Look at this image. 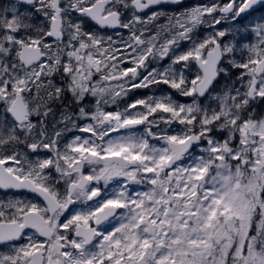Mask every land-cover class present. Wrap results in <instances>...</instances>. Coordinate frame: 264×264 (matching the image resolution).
I'll use <instances>...</instances> for the list:
<instances>
[{"label": "snow or ice", "instance_id": "snow-or-ice-1", "mask_svg": "<svg viewBox=\"0 0 264 264\" xmlns=\"http://www.w3.org/2000/svg\"><path fill=\"white\" fill-rule=\"evenodd\" d=\"M264 0H0V264H264Z\"/></svg>", "mask_w": 264, "mask_h": 264}, {"label": "flooded vegetation", "instance_id": "flooded-vegetation-1", "mask_svg": "<svg viewBox=\"0 0 264 264\" xmlns=\"http://www.w3.org/2000/svg\"><path fill=\"white\" fill-rule=\"evenodd\" d=\"M200 0H184V5L185 6H191V5H194L196 3H199Z\"/></svg>", "mask_w": 264, "mask_h": 264}, {"label": "rangeland", "instance_id": "rangeland-1", "mask_svg": "<svg viewBox=\"0 0 264 264\" xmlns=\"http://www.w3.org/2000/svg\"><path fill=\"white\" fill-rule=\"evenodd\" d=\"M259 110H264V106H260V109Z\"/></svg>", "mask_w": 264, "mask_h": 264}, {"label": "trees", "instance_id": "trees-1", "mask_svg": "<svg viewBox=\"0 0 264 264\" xmlns=\"http://www.w3.org/2000/svg\"><path fill=\"white\" fill-rule=\"evenodd\" d=\"M259 110V109H258Z\"/></svg>", "mask_w": 264, "mask_h": 264}]
</instances>
